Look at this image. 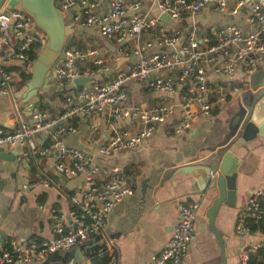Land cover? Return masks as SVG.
I'll list each match as a JSON object with an SVG mask.
<instances>
[{
  "label": "built area",
  "instance_id": "obj_1",
  "mask_svg": "<svg viewBox=\"0 0 264 264\" xmlns=\"http://www.w3.org/2000/svg\"><path fill=\"white\" fill-rule=\"evenodd\" d=\"M147 1L55 0L66 23L74 27L72 33L84 26L95 27L114 43L116 55L126 59L113 68L99 46L84 47L68 38L51 67V78L61 89L63 109L51 113L34 107L26 119L19 115L20 103L13 94L22 85L23 75L30 73L33 52L39 51L46 38L18 5L6 12L0 7V96L11 99L13 111L21 119L16 126L0 127V150L21 145L19 158L50 157L54 172L66 178L81 176L68 196L69 219L59 209H51L50 236L19 238L0 232V264H31L101 233L111 208L133 192L120 167L107 165L105 158L140 145L176 107L178 116L167 126L175 134L187 132L199 119L211 116L216 102L226 101L239 86L211 80L210 75L239 72L247 77L264 72V0ZM160 13L168 14L172 22L160 20ZM199 13L215 17L200 27ZM79 77L87 80L72 84ZM132 80L168 94L178 93L179 100L161 99L142 106L129 100ZM132 115L140 120L136 130L130 132L117 124ZM87 116L104 117L111 127L105 136L102 125L89 123L85 138L94 151L67 143V136ZM199 207L195 199L180 205L169 239L144 264H186ZM263 217L264 187H258L236 214L235 232L254 238L236 251L237 264H248L250 254L264 247V230L252 227ZM112 246L107 237L106 247ZM76 264L91 262L88 257Z\"/></svg>",
  "mask_w": 264,
  "mask_h": 264
},
{
  "label": "crops",
  "instance_id": "obj_2",
  "mask_svg": "<svg viewBox=\"0 0 264 264\" xmlns=\"http://www.w3.org/2000/svg\"><path fill=\"white\" fill-rule=\"evenodd\" d=\"M153 11L158 12L156 9ZM197 16L208 18L206 13H199ZM72 34L69 39L84 47L99 46L111 67L116 68L121 63L117 64V59L124 56H117L114 43L102 37L95 27L84 26ZM263 75V71L247 77L239 72L232 75H210L211 80L224 83L232 81L239 86L230 92L226 101L216 102L211 116L199 119L187 132L175 134L167 131V126L178 116L179 108L176 107L166 121L157 124L152 135L140 145L105 158L107 165L120 167L133 188L132 194L125 196L111 208L101 232L113 241L112 249H108L116 251L115 264H144L154 252L160 250L177 223L180 205L189 199L199 200L200 207L195 218L193 241L187 252L186 264H237L236 251L245 241L254 239L238 235L234 225L236 214L244 206L251 191L264 187V136L257 135L236 149L240 162L237 168L235 202L233 205L222 204L210 224L207 208L211 200L197 192L204 184L200 179L203 170L195 171L199 176L194 178L177 168L192 162L198 155L207 153L208 147L222 139L231 117L238 109L241 92L256 86ZM128 88L129 100L142 106H150L161 99L169 102L179 100L178 93L168 94L152 89L141 80H132ZM38 97L41 105L46 104L45 109L51 113H58L64 107L61 89L52 78L47 87L30 100ZM18 101L20 105L23 104ZM11 106L9 97L0 96V127H13L21 121L20 116L22 119L27 118L25 110L21 109L20 116H17ZM90 122L102 125L105 136H109L111 127L104 117L87 116L77 131L67 136V143L94 151V146L89 145L85 138ZM117 124L131 132L139 128L140 120L132 115L119 119ZM3 150L6 157L0 159V232L4 236L19 238L50 236L51 209H59L69 219L68 196L76 188L81 176L66 178L54 172L50 157L36 160L19 158L21 145L4 147ZM31 164L36 170L33 174ZM33 176L35 179L32 181ZM144 179H147V186L143 193L141 189ZM45 180L48 181L47 185L44 184ZM35 181L38 183L34 184ZM212 231L218 239H222L223 245H219ZM94 237L92 235L76 247L83 246L81 251L88 252L98 243ZM65 263V253L59 252L58 255L55 251L31 264Z\"/></svg>",
  "mask_w": 264,
  "mask_h": 264
},
{
  "label": "water",
  "instance_id": "obj_3",
  "mask_svg": "<svg viewBox=\"0 0 264 264\" xmlns=\"http://www.w3.org/2000/svg\"><path fill=\"white\" fill-rule=\"evenodd\" d=\"M15 5L22 8L32 18L35 25L44 32L46 38L45 43L30 64L29 79L13 94L23 103L20 105V109L25 110L26 115H29L34 107L41 106L39 97L34 100L30 99L47 87L51 79V67L61 55L69 36L74 31V27L66 23L64 13L56 6L55 0H0V7H3V12ZM158 17L166 23L172 22L166 13H160ZM125 59L126 57L118 58L117 64ZM86 80L85 77H79L74 79L72 84H82ZM240 97L238 109L231 117L222 139L215 145L208 147L207 153L200 154L192 162L177 168L178 171H184L194 178L199 176L195 171L203 170L200 179L203 180L204 184L197 192L211 200L207 208L208 224L213 222L222 204L233 205L235 202L237 168L240 162L236 149L257 135L264 136V75L256 86L244 89ZM5 157L6 154L1 149L0 159ZM146 186L147 179H144L142 192ZM212 232L219 245H223L222 239H218L215 232ZM1 234L3 235V232ZM94 236L98 243L88 252L81 251L83 246L76 247L74 245L57 251V254L59 255V252L65 253L67 261L65 264H76L84 258H88L91 252L106 247L107 238L105 236L101 233Z\"/></svg>",
  "mask_w": 264,
  "mask_h": 264
},
{
  "label": "trees",
  "instance_id": "obj_4",
  "mask_svg": "<svg viewBox=\"0 0 264 264\" xmlns=\"http://www.w3.org/2000/svg\"><path fill=\"white\" fill-rule=\"evenodd\" d=\"M38 51H34L33 52V58L36 57ZM30 77V73L28 74H24L23 75V82L21 84L24 83V81ZM45 105L46 104H42L40 106V109H45ZM31 172L32 174L36 171L35 167L31 164ZM126 173V171H125ZM33 179H35V176H33ZM252 227L253 228H260L262 230H264V217L262 220L258 221V222H254L252 223ZM115 249H113V251H110L107 247L100 249L98 251L92 252L89 255V260L91 262V264H108L110 261H112L115 258ZM248 264H264V247H261L259 249H257L255 252L250 254L249 260H248Z\"/></svg>",
  "mask_w": 264,
  "mask_h": 264
},
{
  "label": "rangeland",
  "instance_id": "obj_5",
  "mask_svg": "<svg viewBox=\"0 0 264 264\" xmlns=\"http://www.w3.org/2000/svg\"><path fill=\"white\" fill-rule=\"evenodd\" d=\"M213 17H215V16H208V18H198L197 17V19H198V22H197L198 26L204 27L210 21V19L213 18ZM11 110L13 111L12 106H11Z\"/></svg>",
  "mask_w": 264,
  "mask_h": 264
}]
</instances>
